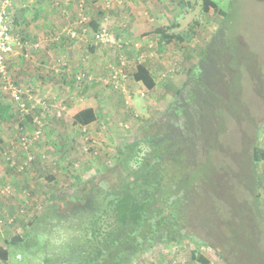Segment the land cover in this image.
Listing matches in <instances>:
<instances>
[{
	"label": "rangeland",
	"instance_id": "rangeland-1",
	"mask_svg": "<svg viewBox=\"0 0 264 264\" xmlns=\"http://www.w3.org/2000/svg\"><path fill=\"white\" fill-rule=\"evenodd\" d=\"M79 1L77 0L79 16H75L77 19L74 23L80 27H88V24L95 21L98 30H104L116 40L119 38L115 36L120 37L124 31L127 33L130 13L135 10L130 6L138 3L144 6L150 4L151 9L160 7L170 16L179 14L182 10L179 5L182 4L185 12L182 26H193L194 31H199V41L212 35L211 32L225 20L228 12L224 30L231 35L229 67L234 71L227 95V100L231 99V106L226 116L230 119L226 118L222 145L215 146L212 156H208L210 158L206 163L201 161L200 168L189 172L188 184L195 185L200 181L199 187L197 184L191 187V221L186 227V232L193 241L185 240L179 245L162 249L153 248L139 256L133 264H200L191 259L192 251L204 256L209 261L208 264H264V161L253 164L248 157L249 153L252 154L248 149L252 143L253 147L264 150V0H83L85 6L81 7L78 6ZM2 2H8V25L14 36L22 37L25 41L28 56L9 57L6 62L10 80L21 90L26 111L20 110L10 91L2 88L0 80V104H8L13 115L11 119L0 120L1 244L16 235L25 237L28 221L42 211L49 198L64 197L62 195L71 192V185L76 177L84 181L94 175L103 176L104 170L114 165L120 152H127L126 145L132 142L134 136L139 135L135 127H123L125 124H133L131 119H124L118 128L125 132L116 133L112 139H103L102 148L105 151L102 153L96 150L95 141L88 135L87 129L81 128L84 126L78 129L81 136L75 131L78 141L72 149H65L66 146L57 144L58 140H63L62 137L58 136V140L50 138L47 128L49 130L51 125L60 127L58 134H68L66 130L75 129L72 128L71 120H68L72 108L88 100L98 102L100 99L103 102V98L112 95V90L103 87L104 82L108 80L113 69L111 67L118 57L132 59L128 54L131 50L127 48L128 50L119 52L122 41L113 47L99 45L97 49L101 55L98 63L103 74L96 76V81L89 74L78 80L76 76L83 72L75 67L71 74L66 73L62 56L54 57V61L49 58L46 64L38 60V39L33 41L26 38L17 24V18L22 19L25 11L27 16H34L36 19L38 15L42 16L44 10L36 7L20 9L19 0H0V6ZM46 2L53 4L54 0ZM127 2H130L129 7ZM214 5L218 7L217 13L212 11ZM90 9L95 16L90 15ZM154 12L157 13V10ZM117 17L122 20L118 24ZM56 27L54 25L47 34L51 39L54 31H57ZM67 29L76 34L77 28ZM92 39L94 41V35ZM92 39L89 35L88 40ZM65 40L59 41L61 46L70 41ZM54 43L57 42L48 39L47 45L40 51L45 48L55 49ZM71 44L72 42L69 47L72 48ZM197 50L199 54L201 50ZM195 53L193 51L192 59ZM88 86L90 88L86 89ZM111 86L114 93H117L122 84ZM98 88L102 89L100 92L103 95H98ZM119 107L116 108L117 112ZM124 109L126 110L125 106ZM113 115L117 118L119 114L113 112ZM233 115L240 119V127L238 122L232 121ZM252 115L255 116L254 127L258 128L256 140L253 139L251 123L247 124L248 120L245 121L246 117ZM243 138L245 140L241 143ZM134 146L133 159L128 160L130 169H135L148 152L144 145ZM122 156L125 159L123 154ZM54 157L58 160H54ZM54 162L57 164L56 169ZM63 238L61 232L56 230L32 231L29 235V250L9 247L7 262L0 260V264H40L44 255H52L62 249ZM209 245L219 248L223 258H218Z\"/></svg>",
	"mask_w": 264,
	"mask_h": 264
},
{
	"label": "trees",
	"instance_id": "trees-1",
	"mask_svg": "<svg viewBox=\"0 0 264 264\" xmlns=\"http://www.w3.org/2000/svg\"><path fill=\"white\" fill-rule=\"evenodd\" d=\"M212 9L213 13L218 12L216 5ZM228 17L227 12L225 20ZM224 21L202 47L161 116L139 129V135L126 145L127 152H120L103 176L94 175L84 181L76 177L71 192L49 198L42 211L28 221L25 237L16 235L0 243L3 263L8 260L9 247L29 250L32 231L56 230L64 237L62 249L44 255L40 264H133L153 248L193 241L186 227L191 221V187H199L200 181L188 184L189 172L200 168L201 161L212 156L215 146L222 145L229 118L226 112L231 106L227 95L234 71L229 67L231 35L225 32ZM92 29L98 30L94 25ZM191 31H182V40L189 41ZM92 115L88 111L78 113L74 123L84 126ZM12 117L9 105L0 104V120ZM253 119L254 115L245 121L251 123L256 140L258 128ZM232 121L240 127L237 116L233 115ZM253 144L248 147L252 151L248 156L250 163L264 161V150ZM134 145H144L148 152L135 169H130L128 160L133 159ZM209 248L223 258L219 248ZM191 259L209 263L195 251L191 252Z\"/></svg>",
	"mask_w": 264,
	"mask_h": 264
},
{
	"label": "crops",
	"instance_id": "crops-1",
	"mask_svg": "<svg viewBox=\"0 0 264 264\" xmlns=\"http://www.w3.org/2000/svg\"><path fill=\"white\" fill-rule=\"evenodd\" d=\"M19 1L21 2L20 9L36 7L44 10L42 16L38 15L36 19L34 16H27L26 11L23 13L22 19L21 17L17 18V24L23 30V35L33 41L38 39L36 44L39 48L37 51L38 60H42L46 64L49 62V58L50 61L52 59L54 61V57L62 56L66 65V73L68 74H71L75 67L78 71L81 70L83 73L93 76L95 81L98 79L96 76L103 74V69L98 63L99 55H101V52H98L97 49L99 45H95V41L92 39L95 32L92 27L94 25L98 29V24L94 21L88 24V27H80L74 23V20L77 19L75 16H79L80 9L77 8V0H57L56 2L54 0L53 4L46 2V0H39L37 3L35 0ZM129 5L130 2H127L128 7ZM181 5H179V8L182 7ZM78 6H85V2L80 0ZM130 8L135 10L130 13L131 16L129 18L131 19L127 33L125 34L124 31L120 37H115L119 38L118 41H122L119 52L130 49L132 55L131 53L128 54L132 59L127 60L123 56L118 57L117 62L111 67V69L113 68L111 74L108 75L109 78L115 70L122 69L126 74V81L121 83L122 86L117 93H114L110 83L104 82L105 86L103 87L112 90V95L110 94L109 97L103 98V102L100 99L98 102L92 100L93 103L88 100L86 103L72 108L69 111L71 117L68 120H71L72 128H75L72 129L74 132L66 130L68 134H58L60 127H56L55 124L51 125L49 130L47 128V134L50 138L58 140V136L62 137L63 140H58L57 144L61 143L62 146H66L65 149H72L77 144L78 135L75 131L79 132L78 129L81 126L74 124V116L84 111H88L93 115L91 120L81 128L87 129L88 135L95 141L96 150L100 153L105 151L102 148L103 139L107 137L112 139L116 136V133L125 132L124 129L118 128L119 125H122V120L131 119L133 124H125L123 127L127 129L132 126L138 129V132L147 122L157 120L171 101L173 92L183 83L189 68L196 63L199 56L197 49L201 50V46L208 42L211 36L207 35L199 41V31H194L192 29L193 26L188 28L182 26V17L184 16L183 13H185L183 9L179 14L170 16L160 7L151 9L150 4L144 6L138 3L130 6ZM155 10H157V13L154 12ZM89 11L91 16H95L91 9ZM92 11L94 10L92 9ZM121 21V17H117L116 23L118 24ZM54 25L57 26V31H54V36L51 39V36L49 37L47 34L54 28ZM69 26L73 29L77 28L74 38H70L63 31L66 28H70ZM167 28H170L169 31L164 30ZM188 29L192 30L190 32L191 39L189 41L182 40L181 32ZM213 32L214 30L211 33ZM89 35L92 39L90 41L88 40ZM162 35L168 36V39L163 38ZM201 35L204 36L203 34ZM15 37L18 38L19 36L16 35ZM19 38L23 40L22 37ZM48 39L57 42L54 43L55 49L46 50L45 48L44 51H40L47 45ZM64 39L70 40L67 43L68 46H61L59 43V41ZM71 42L72 48L69 47ZM193 51L196 52L194 59H192ZM16 56L27 57L28 55L26 51H23L22 54L18 52L17 55H12L11 58ZM75 62L77 63L73 64ZM78 62L80 63L78 64ZM122 63L125 65L122 66ZM97 65L100 66L98 67ZM93 87L95 86L93 85ZM89 88V86L86 87V89ZM98 90V95H103L100 92L102 89L98 88ZM118 104L122 109H120ZM128 104L129 106H127ZM117 107H119V112L116 111ZM113 112L119 114L117 118L113 115ZM116 121H119V123H116ZM114 124L115 129L113 128ZM54 160L58 159L55 158ZM53 164H56V162ZM56 168L57 164L54 169Z\"/></svg>",
	"mask_w": 264,
	"mask_h": 264
},
{
	"label": "built area",
	"instance_id": "built-area-1",
	"mask_svg": "<svg viewBox=\"0 0 264 264\" xmlns=\"http://www.w3.org/2000/svg\"><path fill=\"white\" fill-rule=\"evenodd\" d=\"M7 7L8 2H2L0 6V80L2 83V88L4 90L10 91L13 101L18 105L20 110L26 111V103L21 97V90L18 89L10 80L9 73L6 68V62L8 58L12 55H17L18 52L22 54L23 51H25L26 44L21 38H17L11 33L10 27L7 22ZM65 30V33L68 36H70L71 38L75 37V34L72 30L66 28L63 31ZM94 41L95 45H106L109 47L117 46L119 44L118 40H116L114 37H111L104 30H98L94 33ZM124 65L125 64L122 63V66ZM85 76V73H79L76 76V79L81 80L85 78ZM125 81L126 74L122 71V69H118L112 73L106 83L117 86ZM29 160L31 161L32 158L30 157Z\"/></svg>",
	"mask_w": 264,
	"mask_h": 264
},
{
	"label": "clouds",
	"instance_id": "clouds-1",
	"mask_svg": "<svg viewBox=\"0 0 264 264\" xmlns=\"http://www.w3.org/2000/svg\"><path fill=\"white\" fill-rule=\"evenodd\" d=\"M98 31V30H97ZM95 33V32H94ZM94 35V34H93Z\"/></svg>",
	"mask_w": 264,
	"mask_h": 264
}]
</instances>
